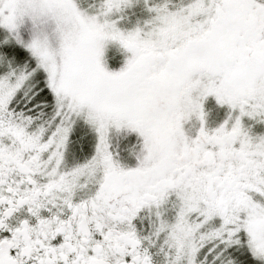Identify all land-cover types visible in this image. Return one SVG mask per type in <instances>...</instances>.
<instances>
[{
    "label": "snow or ice",
    "instance_id": "snow-or-ice-1",
    "mask_svg": "<svg viewBox=\"0 0 264 264\" xmlns=\"http://www.w3.org/2000/svg\"><path fill=\"white\" fill-rule=\"evenodd\" d=\"M0 264H264V0H0Z\"/></svg>",
    "mask_w": 264,
    "mask_h": 264
},
{
    "label": "flooded vegetation",
    "instance_id": "flooded-vegetation-1",
    "mask_svg": "<svg viewBox=\"0 0 264 264\" xmlns=\"http://www.w3.org/2000/svg\"><path fill=\"white\" fill-rule=\"evenodd\" d=\"M208 108L211 110V114L209 117L210 123L215 124L223 117V112L215 107V102L210 101L208 104Z\"/></svg>",
    "mask_w": 264,
    "mask_h": 264
}]
</instances>
